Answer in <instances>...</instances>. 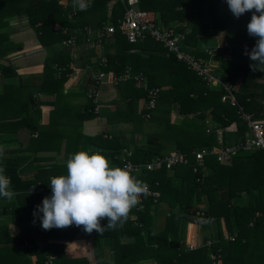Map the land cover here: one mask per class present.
<instances>
[{
	"label": "trees",
	"instance_id": "trees-1",
	"mask_svg": "<svg viewBox=\"0 0 264 264\" xmlns=\"http://www.w3.org/2000/svg\"><path fill=\"white\" fill-rule=\"evenodd\" d=\"M111 1L87 0L86 10L77 8L71 19L67 15L71 11L73 0H67L66 8L59 0H3V6L0 1V30L4 31H0V42L3 43L1 38L7 34L9 19L20 14L28 18L29 25L35 29L44 47L67 38L68 34L62 32L65 28L69 31L81 28L83 33L89 18L96 20L99 29L106 23L118 26V22L123 18L125 6L116 1L108 16V4ZM139 6L148 14L149 22L183 33L182 48L205 60L208 56L200 47L202 38L223 32L229 48L221 49L218 55L227 53L231 60H222L220 68L226 73L228 82L236 84L239 81L236 97L244 106V112L249 114L252 106L256 109H253L256 114L259 112L257 99L259 95L264 97V85L255 86L252 80L257 76L264 77V72L252 71L250 64L253 62L249 58H243V48L246 46L251 50L258 39L249 36L247 32L251 11L237 19L229 10L226 0H140ZM1 13H4V21ZM38 23L40 25L36 26ZM55 24L59 27L53 29ZM109 36L114 40L104 47L114 50L115 54L107 55L106 64L99 66V69L104 73L112 72L118 78L128 67L132 74L143 73L147 77L149 87L160 89L155 109L147 120L155 125L156 131L144 134L140 146L133 149L131 155L126 157V161L132 164H145L163 157L165 144L172 143L174 149L186 155L188 163L177 164L170 171L143 170L137 179L147 185L149 190L159 192L158 199L155 201L151 196H141L140 203L130 213L134 214L135 218L131 220L129 216L122 228L106 230L101 235L93 230L88 242L93 262L89 261L86 253L69 254L66 252V245L56 239L65 237L73 240L78 232H85L82 227L72 225L64 230L53 228L48 231L43 230L41 226L35 227L34 231L27 228L26 219L31 221L35 219L38 225L41 223L38 218H34L33 211L45 197L39 190L40 187L46 186L44 177L49 173L52 176L66 175L67 169L65 164L38 166L31 178L23 179L22 176L26 175L28 168H20L21 162H28L31 154L25 155V151L36 150L35 146L40 140H44L42 132L32 137L37 129L28 121L29 102L25 100V104L22 105L25 112L20 123L28 134L26 146L22 147L21 145L25 144L22 142L21 145L18 144V137L0 138V146L19 145L17 151L7 152L10 156L13 154L17 156L5 158L3 161L4 174L10 178L11 190L16 195L11 201L0 198V207H8L3 213L10 214L12 223L20 228V234L11 239L15 244L12 249L19 255L35 256V264H108L106 261L108 255L112 257V264H212L210 255L217 252L220 255L217 264H264V227L261 217L264 216V151L239 150L227 164L217 162L215 157H205L203 164L210 170L207 175L203 174L193 155L196 150L216 146V132L226 129L233 123L237 124L236 138L241 143L244 141L247 127L237 108L221 102L220 89H210L183 63L178 62L174 55L167 56L162 44L148 38L130 44L118 29ZM81 38L80 34L78 42H81ZM2 56L4 55H0V59ZM85 59L88 60L89 57ZM75 62L70 56L54 51L45 60L43 74L27 78L40 79L44 83L54 82L55 85L58 84V91L61 94L62 86L72 72L69 66ZM82 66L90 67L88 62ZM57 69H61L62 72L55 83L54 72ZM5 70L8 72L7 76H10L9 80L24 79L18 76L13 68L0 66V71L4 74ZM21 84L24 86L23 83L19 86ZM90 84L88 77L86 89ZM249 85L261 89L263 87V91L254 93ZM34 86L30 85L35 91ZM116 86L128 108L134 107L139 98L147 100L146 90L137 89L132 80L119 81ZM39 91L53 94V91L43 87ZM22 92V96H25L28 89L25 91L23 89ZM31 102H36L32 95ZM95 107L93 100L88 98V106L84 108L86 117L97 116V113H94ZM133 114L143 121L142 116L135 114L134 110ZM173 115L178 120L172 122ZM209 118L212 125L208 123ZM255 118L263 119L261 112ZM7 123L0 120V127H4V124L7 128L9 125L12 127L11 123ZM85 140L87 144L97 147V150H86L89 154L99 153L95 151L100 149L120 150L128 147L123 141L108 138V135ZM56 151L59 152V149ZM70 151L67 146L64 154L66 158ZM116 155L112 154L109 158L114 165L121 167L123 161L121 162L119 155ZM104 156L108 159L106 155ZM33 160L36 161L37 158ZM194 168L196 172H193ZM161 204L165 206V210L160 209ZM195 204H205L206 222L201 226L209 231L208 238L214 242L211 248L201 246L186 250L181 243L184 241L187 225L195 220L202 223L203 220L202 217L195 215L197 210ZM257 214L259 216H256ZM40 215L42 216V213ZM222 221L227 233L236 235L234 241L224 240ZM106 225L107 219H102L101 226ZM188 232L189 242L196 246L197 228L190 226ZM4 234L0 231V237ZM130 237L133 238L132 242H121L122 239ZM23 242L26 244L21 247ZM4 253L6 254V251L2 247L0 264L17 262L31 264L21 256L14 260H5Z\"/></svg>",
	"mask_w": 264,
	"mask_h": 264
},
{
	"label": "crops",
	"instance_id": "crops-1",
	"mask_svg": "<svg viewBox=\"0 0 264 264\" xmlns=\"http://www.w3.org/2000/svg\"><path fill=\"white\" fill-rule=\"evenodd\" d=\"M0 1L1 6H3V0ZM116 1L117 0H112L108 4V16L110 14L112 5ZM83 2L86 4L87 0H83ZM59 3L63 7H67V0H59ZM77 8H74L72 5L71 11H69V14L67 15L69 19L73 17V14ZM3 14L4 13H1L2 21L5 20ZM87 23V28L84 29L83 33V29L81 28L70 31L66 28L62 30L63 34H68V37L69 35H73L74 32L78 33L79 31L82 36V40L80 39L81 42H78V37L80 34H77L75 43L73 45H66L63 43L68 39L67 37L59 43L44 47L39 40L35 29L29 25L28 18L24 14H20L9 19L7 34L2 36L1 38V41L3 43L0 42V55L4 56H2L0 59V66H3L5 68H13L15 73L18 76L23 77L24 79L9 80L8 78H10V76H7V70H5V74L4 72L0 71V120L2 122H8L7 124H12V127L9 125V127L7 128L6 124H4V127H0V138H6L10 136L18 137V144L21 145L20 142H22L25 144H22L21 146H26L28 134L20 123L23 112H25L24 107H22V105L25 104V100H28L29 102V106L27 109L29 114L28 121L30 122V125L36 126L37 129V131L32 134V137H36L39 132L44 133V140L39 141V143L35 146L36 150H31L29 152L25 151V155H27V153L31 154L30 160L28 162H21L20 168H28L26 175L22 176L24 180L31 178L33 176L35 168L38 166L50 167L52 165H64L67 160L64 155L67 146L71 150L69 154H74L78 151L97 150L96 146L87 144L85 138H95L98 136L105 137L106 135H108V138L113 137L114 139H119L128 145L127 148L124 147L120 150L100 149V151H95L106 155L108 157V160L110 161V164L112 166H116L111 162V159L109 158L112 154H117L116 156L119 155L121 162H126V157L131 155L133 149L136 146H140L143 135L150 134L156 131L155 125L147 121L148 119H150L151 112L154 111L155 108L150 112V116L148 118L145 116L147 111L145 109L146 100H144V98H139L138 100H136L134 107L132 106L131 108H128L126 102L118 93L119 91L117 90L116 86L117 83H115L112 79H105L97 89L96 107L94 110V113H97V116L91 118H89V116L86 117L87 113L84 111V108L88 106L89 98V87H87L86 89V80L88 77H91L93 73L95 74L102 72L99 69V66H104L106 64V56L109 54H115L113 52L114 50L106 49L104 47L105 44L112 42L114 39L110 38L109 35H105L103 38H99L98 33L101 29L96 26L97 22L94 18H89L87 20ZM39 25L40 23H38L36 26ZM107 25L111 24L106 23L103 28ZM58 27L59 25L55 24L53 29H56ZM89 28L92 30V34L90 36L91 41L87 42L85 30ZM0 31L4 32L3 30ZM200 47L208 56V59L205 60V58L203 57L200 58H203L205 61L210 63L211 69L215 73L219 74L223 81L228 82L227 75L224 71L221 70L220 66L222 60L229 61L231 60V56L227 53L222 54V56L218 55L221 49L229 48L225 41V34L223 32H218L214 36L202 38ZM246 48V46L243 48V58H249L244 54ZM9 49L11 50L8 51ZM247 50L251 51L249 49ZM54 51L60 52L64 55H68L70 56V58L76 61L74 64H70L69 66L72 69V72L68 75L67 81L63 84L61 94H59L58 91V84L55 85L54 82L46 81L44 83L40 79L29 80L27 78L28 76H37L43 74L45 60L47 56L49 54L51 55V53ZM131 52H134V50H131ZM166 55L169 56L167 52ZM85 57H89V59L86 60ZM87 62L89 63L90 67L82 66L83 63L85 64ZM61 72V69H57L56 72H54L55 83L56 80L60 78ZM106 74L110 75L109 78L111 76H114L112 72ZM132 81L134 82V85L137 89L145 90L144 85L147 84L148 86V80L146 76L145 82H136L134 80ZM252 82L253 84H255V86L264 85V77H254ZM20 83H23L24 86L22 84L21 86H19ZM42 84H44V86H41ZM230 84L234 86L237 93L239 81L236 84ZM30 85H35V91L32 90L33 87L31 88ZM249 86L250 90L254 93H259L261 90L263 91V87L261 89V87L255 88V86ZM41 87L53 91V94L41 93V91H39ZM157 88L159 89V87ZM213 88L219 89L218 87ZM23 89L24 91L25 89H28L29 92H25V96H22ZM18 92L20 95L18 94ZM31 95L33 98H36V102H31ZM247 102H249V99L247 100ZM257 102L259 103L260 109L257 114H260L261 112V115L264 119L263 95L258 96ZM253 109L255 108L252 106V111H250L249 114L255 117L257 115L255 113L256 109L254 111ZM133 110L135 111V114L142 116V122L136 117V115L133 114ZM176 120L178 119L175 115H173L171 117V121L173 122ZM208 123L209 125H212L210 118ZM210 127L211 126H209V128ZM236 132V123L231 124L224 130H218L216 132L217 145L212 146L211 149L218 150L241 143V141H239L235 136ZM246 132L244 140L246 137ZM18 148L19 145L0 146V149H3V155L0 156V167H4L3 161L5 158L17 156L15 154L10 156L7 154V152L12 150L17 151ZM58 149L59 152L56 151ZM173 151L178 150L174 149V145L172 143H166L164 154L167 155ZM4 152H6V154ZM34 158H37V160H33ZM199 167L204 175H207L210 172L209 168L204 166V164L203 166ZM52 177H54V175L52 176L51 173L46 175L44 177V183L46 184V186L40 187L39 189L40 192L45 196L51 195V189H48V183H50V178ZM200 205L202 206V208L198 209L197 207H199ZM194 206L197 209L196 211H201L203 212V214L205 213V204H195ZM160 209L165 210V206L161 204ZM6 210H8V207H0V231H2V234L5 233L2 237H0V249L4 247L6 251V254L4 253L5 260H14L18 256H21L23 259L30 261L29 263L35 264V256L29 254L19 255V253L17 254L12 249V247H15V244L11 239L17 237L20 234V228L12 223L10 214L6 212L3 213ZM256 216L259 215L257 214ZM261 217L264 218V216ZM134 218L135 215L131 214L130 219L133 220ZM26 223L27 228L30 231H34L35 227L40 226L36 222L33 223L31 219H26ZM249 224L252 225V222H250ZM201 225H196L193 223H189L187 225L184 234V241L181 243L182 247H184L186 250H189L187 248L188 245L194 246L189 242L188 231L190 226L197 228V245L194 246V249L201 246L205 247L206 242H214V240L208 238L209 231L204 229ZM221 229L223 237L228 236L234 237L235 239L236 235H229L227 233L223 221L221 222ZM91 237L92 233L88 234L86 232H78L73 240L65 239V237H57L58 239H56V241L66 245L67 253H86L89 261L93 262L90 256L88 244ZM132 241L133 238L131 237L121 240L122 243H130ZM251 243H253V241H251ZM25 244L26 243L23 242V244H21L20 246L24 247ZM111 259L112 257L108 255L106 260L108 264H112Z\"/></svg>",
	"mask_w": 264,
	"mask_h": 264
},
{
	"label": "clouds",
	"instance_id": "clouds-1",
	"mask_svg": "<svg viewBox=\"0 0 264 264\" xmlns=\"http://www.w3.org/2000/svg\"><path fill=\"white\" fill-rule=\"evenodd\" d=\"M226 2L237 19L252 12L247 32L258 39L251 51L246 48L244 54L253 62L250 64L252 71L264 72V0ZM87 6L83 0H73L74 8L86 10ZM2 155L3 149H0ZM65 164L67 174L50 178L51 195L45 196L33 211L34 218L40 220L45 231L75 225L88 234L95 230L101 235L106 230L122 228L132 209L140 203V197L148 194L147 185L133 177L126 167L112 166L100 153L78 151L70 154ZM10 185V178L0 167V198L11 201L16 195ZM105 218L107 225L102 227L101 220Z\"/></svg>",
	"mask_w": 264,
	"mask_h": 264
},
{
	"label": "built area",
	"instance_id": "built-area-1",
	"mask_svg": "<svg viewBox=\"0 0 264 264\" xmlns=\"http://www.w3.org/2000/svg\"><path fill=\"white\" fill-rule=\"evenodd\" d=\"M125 6V12L122 20L118 22V26L107 25L102 28L98 35L99 38H103L105 35H112L116 29L125 37L126 41L130 44H135L146 38L160 43L166 49L168 55H174L178 62L183 63L191 72H193L200 80L209 88L218 87L222 91L221 102L228 103L231 107L237 108L241 119L246 124L247 132L245 140L234 146L215 149H202L193 152L196 164L203 166L205 157H215L217 162L225 164L231 161L232 157L239 151H264V119H258L251 114L245 113L243 108L236 97V91L232 84L222 80L221 76L215 73L210 66V63L203 58H199L184 50L181 46L184 40V34L176 32L173 28H162L153 22H149L148 14L140 9V0H117ZM86 40L91 41L92 30L86 29ZM67 34V33H65ZM77 34H81L79 31L74 32L73 35H69L68 39L63 43L66 45H73L75 43ZM211 54V53H209ZM107 75L106 73L99 72L93 73L90 77V87L88 89L89 98L96 104L97 89L100 87L105 79H112L115 83L127 82L134 80L136 82H145V76L143 73L132 74L130 68H126L120 77ZM144 89L147 92V100L145 103V109L147 111L146 117L148 118L150 112L155 108L156 102L159 98V89L157 87H149L144 85ZM188 159L185 154L173 151L163 157H158L145 164H132L131 162H124L121 168H127L131 175L137 178L143 170L153 172L166 170L170 171L177 164H187ZM196 172V168L193 169ZM148 196H151L155 201L159 197L158 192H153L148 189ZM196 216L203 218L202 223H198L197 220L193 224L201 225L205 222L204 214L201 211H196ZM264 227V218H263ZM226 241H234V237L224 236ZM213 242L209 241L205 243V246L211 248ZM189 250H193L194 246L188 245ZM219 251V250H217ZM220 258L219 252L211 253L210 259L212 264H217Z\"/></svg>",
	"mask_w": 264,
	"mask_h": 264
},
{
	"label": "rangeland",
	"instance_id": "rangeland-1",
	"mask_svg": "<svg viewBox=\"0 0 264 264\" xmlns=\"http://www.w3.org/2000/svg\"><path fill=\"white\" fill-rule=\"evenodd\" d=\"M157 129H159V127L157 126ZM198 209H201L202 208V206L200 205L199 207H197ZM16 264V263H15ZM17 264H20V263H18L17 262Z\"/></svg>",
	"mask_w": 264,
	"mask_h": 264
}]
</instances>
